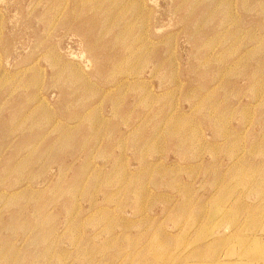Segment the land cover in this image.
<instances>
[{
  "label": "rangeland",
  "instance_id": "374dc122",
  "mask_svg": "<svg viewBox=\"0 0 264 264\" xmlns=\"http://www.w3.org/2000/svg\"><path fill=\"white\" fill-rule=\"evenodd\" d=\"M264 0H0V264H264Z\"/></svg>",
  "mask_w": 264,
  "mask_h": 264
},
{
  "label": "bare ground",
  "instance_id": "6f19581e",
  "mask_svg": "<svg viewBox=\"0 0 264 264\" xmlns=\"http://www.w3.org/2000/svg\"><path fill=\"white\" fill-rule=\"evenodd\" d=\"M263 259H264V256H263Z\"/></svg>",
  "mask_w": 264,
  "mask_h": 264
}]
</instances>
